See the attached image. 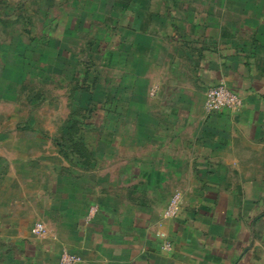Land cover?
I'll return each instance as SVG.
<instances>
[{"label":"rangeland","instance_id":"obj_1","mask_svg":"<svg viewBox=\"0 0 264 264\" xmlns=\"http://www.w3.org/2000/svg\"><path fill=\"white\" fill-rule=\"evenodd\" d=\"M148 26L168 40L151 42ZM180 28L188 53L230 51L264 76V0H0V264H60L75 253L58 235L101 207L127 227L135 215L157 228L172 249L164 224L194 195H184V162L160 159L184 154V92L161 118L149 102L158 84L148 83L169 79L175 61L184 75ZM149 107L167 132L147 129Z\"/></svg>","mask_w":264,"mask_h":264},{"label":"crops","instance_id":"obj_2","mask_svg":"<svg viewBox=\"0 0 264 264\" xmlns=\"http://www.w3.org/2000/svg\"><path fill=\"white\" fill-rule=\"evenodd\" d=\"M145 15L152 16L150 12ZM202 18L196 15L190 22L197 28ZM160 32L148 26L146 33L151 42L168 40ZM185 34L186 29L184 75L175 61L169 79L148 83L158 84L156 96L149 102L159 105L156 111L161 118L163 110L180 105L177 101L184 92V137L180 142L184 154L167 152L160 159L184 162L182 176L188 179L184 195H194L185 196L184 210L164 224L173 247L161 249L157 228H141L142 221L135 215L127 227L126 215H113L110 207H101L91 223H73L63 234L54 235V243L58 235L68 250L82 258L77 264H264V76L249 70L244 57L230 51L221 56L206 49L199 56L188 53ZM179 39L176 35L172 41ZM198 42H193L192 49L198 48ZM191 66L192 73L188 72ZM221 82L242 98V106L208 114L204 104L197 105L196 93ZM148 113L156 119L148 130L168 131L153 108ZM169 129L177 141L181 130ZM151 150L142 152L149 156ZM22 240L29 246L33 241L29 237ZM52 250L43 248L45 256ZM45 264L58 263L53 259Z\"/></svg>","mask_w":264,"mask_h":264},{"label":"built area","instance_id":"obj_3","mask_svg":"<svg viewBox=\"0 0 264 264\" xmlns=\"http://www.w3.org/2000/svg\"><path fill=\"white\" fill-rule=\"evenodd\" d=\"M242 98L230 89L224 83H218L211 86L205 94L204 108L208 113H216L223 110L234 111L242 106ZM177 200L174 198L171 206L166 211V215L173 216L177 212ZM37 228L41 229V224H37ZM81 260L80 256L64 251L61 256L60 264H76Z\"/></svg>","mask_w":264,"mask_h":264}]
</instances>
